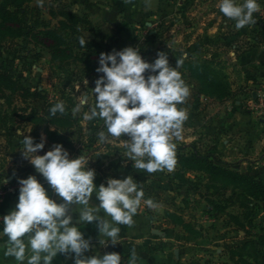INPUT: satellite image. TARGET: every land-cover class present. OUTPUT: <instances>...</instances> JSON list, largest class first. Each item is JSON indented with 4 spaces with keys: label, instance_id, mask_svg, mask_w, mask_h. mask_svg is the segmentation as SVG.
Instances as JSON below:
<instances>
[{
    "label": "rangeland",
    "instance_id": "rangeland-1",
    "mask_svg": "<svg viewBox=\"0 0 264 264\" xmlns=\"http://www.w3.org/2000/svg\"><path fill=\"white\" fill-rule=\"evenodd\" d=\"M259 2L256 23L238 29L219 11V0H143L142 8L134 0L126 2L131 8L114 0H0V71L32 93L0 92V216L9 212L6 203L20 178L43 179L22 154L21 130L36 142L46 137L39 155L60 143L70 158L82 156L101 184L132 175L144 199L159 205L151 209L142 201L138 214L175 239V264H264V201L191 168L182 157L198 151L264 181V45L256 37L264 0ZM65 10L81 17L75 32L60 23ZM47 31L57 33L46 39ZM128 46L140 48L148 62L161 51L173 67L182 61L178 71L190 94L178 107L188 119L182 138L173 141L177 163L171 172L134 169L126 157L127 134L100 141L103 121L84 119L88 106L71 111L82 95L94 102L92 89L103 75L91 61L96 53ZM61 100L66 113L51 116Z\"/></svg>",
    "mask_w": 264,
    "mask_h": 264
},
{
    "label": "clouds",
    "instance_id": "clouds-1",
    "mask_svg": "<svg viewBox=\"0 0 264 264\" xmlns=\"http://www.w3.org/2000/svg\"><path fill=\"white\" fill-rule=\"evenodd\" d=\"M148 0H146V3ZM259 0H219V11L234 21L238 29L256 23L254 13L260 10ZM88 42L79 38L81 47ZM173 67L167 53L159 52L153 62L146 61L138 47L102 52L99 55L95 81L94 102L89 105L87 95L71 109L73 114L88 106L84 119L102 120L105 131L98 133L100 141L127 134L130 143L126 152L132 167L148 173L168 172L176 166L175 140L182 138L184 122L188 119L184 103L190 90L178 68ZM146 72L149 74L146 76ZM63 100L50 108V115L65 114ZM31 132V131H29ZM23 156L30 161L63 202L53 199L36 175L20 178L19 196L15 207L0 216V237L6 241L0 248L5 257L17 264H53L60 254L73 259L74 264H121L117 252L86 255L94 246L81 231V225L95 222L99 245H115L120 239L121 225L131 227L142 201L157 209L153 199H144L145 192L132 175L126 178L109 177L107 184L95 183L96 172L88 167L82 156L70 158L63 144L53 145L45 154H37L46 146L42 135L36 142L31 135L18 130ZM99 204H92L93 194ZM78 207L79 224L69 214L71 206ZM103 212V215L100 213ZM133 249L127 264H138Z\"/></svg>",
    "mask_w": 264,
    "mask_h": 264
},
{
    "label": "crops",
    "instance_id": "crops-1",
    "mask_svg": "<svg viewBox=\"0 0 264 264\" xmlns=\"http://www.w3.org/2000/svg\"><path fill=\"white\" fill-rule=\"evenodd\" d=\"M114 1L119 2V5L121 6H119V8H131L130 4H126V2L132 0ZM134 1H140L141 8L142 4L144 5V3H142L143 0ZM145 10L144 15L151 14L148 9ZM120 11H124V9ZM140 11H137L136 15H140ZM130 12L131 11L127 13L124 12V14L131 15ZM108 23L110 22L108 21ZM117 24L118 21L116 19L115 25ZM40 181L44 184L53 199L57 201L62 198L52 192L51 187L47 184V181L44 178ZM95 183L97 186L101 184L99 180H95ZM19 187L20 185L12 189L11 200L6 203L9 211L15 207L18 201ZM90 203L96 205L99 204L95 193L93 194ZM77 207V205L73 204L69 210V214L73 216V222L79 224L78 213L75 211ZM100 214L103 215V212ZM134 221L135 223L131 227L121 225V233L118 243L115 245L109 243L107 246L99 245V233L95 222L81 225V231L85 234V238H89L94 246L86 253V255H103L104 253L111 252H117L120 255H130L131 251L135 249L139 256L138 264H175V247L172 248V245L175 244V239L169 236L164 228L160 227L155 220L149 217L137 213L134 217ZM2 227L3 225L0 224V229H2ZM6 239V237H0V245H3ZM109 247L110 249H108ZM3 252L4 249L0 248V264H17L14 258L5 257ZM53 264H74V262L73 259L60 254L54 258Z\"/></svg>",
    "mask_w": 264,
    "mask_h": 264
},
{
    "label": "trees",
    "instance_id": "trees-1",
    "mask_svg": "<svg viewBox=\"0 0 264 264\" xmlns=\"http://www.w3.org/2000/svg\"><path fill=\"white\" fill-rule=\"evenodd\" d=\"M62 16L65 20L60 23L63 27L75 32V26L81 21V17L76 13L65 10L62 12ZM260 24L257 30V39L261 44L264 45V18L260 19ZM55 31H47L45 33L46 39L52 35H56ZM99 57L100 53H96ZM99 58H93L91 61L98 67ZM22 89L25 94L24 96H32L29 88L22 85H18L17 82L7 73V71H0V92L4 90H9L12 93L16 92L18 89ZM5 92V91H4ZM60 120L61 118H57ZM182 157L189 162V166L193 169L204 170L209 174V176L216 180H221L229 183L230 185H235L242 187L244 191L251 197L264 201V181L254 177L240 174L239 172L231 171L223 166L215 164L210 158L201 154L198 151L193 152L190 156ZM259 243L264 246V235H259Z\"/></svg>",
    "mask_w": 264,
    "mask_h": 264
},
{
    "label": "built area",
    "instance_id": "built-area-1",
    "mask_svg": "<svg viewBox=\"0 0 264 264\" xmlns=\"http://www.w3.org/2000/svg\"><path fill=\"white\" fill-rule=\"evenodd\" d=\"M128 259H122L121 264H127Z\"/></svg>",
    "mask_w": 264,
    "mask_h": 264
},
{
    "label": "water",
    "instance_id": "water-1",
    "mask_svg": "<svg viewBox=\"0 0 264 264\" xmlns=\"http://www.w3.org/2000/svg\"><path fill=\"white\" fill-rule=\"evenodd\" d=\"M57 202H58V203H61V202H63V198H61V199L57 200ZM108 249H110V247H109Z\"/></svg>",
    "mask_w": 264,
    "mask_h": 264
}]
</instances>
